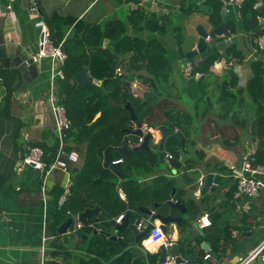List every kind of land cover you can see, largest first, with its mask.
Segmentation results:
<instances>
[{"label": "crops", "instance_id": "obj_1", "mask_svg": "<svg viewBox=\"0 0 264 264\" xmlns=\"http://www.w3.org/2000/svg\"><path fill=\"white\" fill-rule=\"evenodd\" d=\"M245 2L252 5L246 8L250 12L248 18L243 15ZM34 3L37 11H32ZM6 4L0 0V51L5 53L4 58L0 56V264H41L42 249H45V264H117L118 260L114 259L122 249L100 232L94 235L95 242L107 251L100 257L101 251L91 249V244L86 243L80 233L82 229H77L79 222L74 223L68 235L58 233L62 224V220L56 219L58 213H63L64 218L71 217L76 211L79 214L85 210L86 202L91 208L98 206L102 209L101 220L108 221V215L118 220L129 214L132 222L142 219L140 229L143 230L149 218L140 211L141 208L150 207L155 213L158 205L179 200L186 204L190 212L185 216L183 229L176 224L169 227V238L180 243L191 241L197 254L204 258L211 255V264H238L241 258L247 257L264 241V196L239 195L237 184L231 177V167L239 166L244 154L251 152L257 156L260 149L264 151V138L261 140L256 136V128L254 132L252 130L257 109L247 91L255 79L264 81V51L256 44V40L264 35V0H245L242 4L235 0H157L151 6H142L141 0H17L10 16ZM216 6L221 9L219 25L224 22L222 12L228 10L225 25L231 36L238 37L237 43L222 45L227 38H217L212 33L211 19ZM113 20L122 21L120 28L114 31L115 36L124 33L142 41L156 40L160 49L166 52L172 72L163 92L170 95L173 108L192 116L188 138L179 132L185 138L183 147L189 158L177 176L164 172L162 166L157 164L155 167L154 164L153 172H136L131 177L133 186H128L126 180L119 179L106 167V161L111 157L107 151L94 173L96 177L90 173L92 179L86 177L80 180L82 191L79 174L87 163L90 138L82 140L69 132L64 159L69 174L61 171L51 173L44 195V173L24 165L23 159L35 146L41 147L45 154L47 152L48 157L55 153L56 148L58 150L51 97L55 95L65 104L72 83L78 84L74 76L82 71L84 65L73 79L56 77L53 80L49 59L29 65L24 73L12 62L21 60L23 63L27 56L39 50L42 22L49 27L52 38L51 28L57 22L68 28V37L70 32H75L74 27L80 21L96 28ZM156 20L159 24L166 23L165 32H149V23ZM199 26L210 32L207 51L193 60L182 58V54L186 56L196 49L200 38L197 32ZM81 32L86 34L87 29H81ZM97 32H94L93 38H88V43L95 48L100 44ZM80 41L89 53L91 49L81 36ZM103 41L104 47L110 45L107 38ZM214 56L218 58L210 68L211 75L204 76L200 72L198 77L185 75L188 63L194 71V66ZM2 59L9 62V66ZM164 61L161 59L163 65ZM126 63L134 65L132 68L122 66L116 74H125L124 79L134 86L143 87L140 84L143 80L154 78V73L145 68L150 65L145 56L132 53L127 56ZM88 67L92 77L90 63ZM10 72L18 77L11 90L6 84V75ZM230 72H234L235 77ZM129 76L135 82L129 80ZM198 80H202L203 96L207 95L204 100H207L209 108L199 100L202 92L194 84ZM224 95L234 106L229 113L221 108L220 101ZM100 116L101 113H97L88 127L91 128ZM134 129L131 122L127 130ZM127 130L124 143L119 148L123 154H126V142L131 148L135 147V139L140 143V139ZM167 154H171L170 151L167 150ZM96 157L100 161L98 154ZM176 160H180V155ZM187 163H191V168L184 172ZM111 165L117 167L113 163ZM103 169L110 172L104 173ZM210 174L214 175L216 189L202 196L201 186ZM69 180L71 190L66 194ZM87 180H95L92 187ZM170 182L173 183L171 190L166 187ZM56 187L64 189L62 196H66V201L63 205L60 204L62 196L58 200L55 197ZM174 215L182 216L177 209ZM205 215L212 222L210 227H204L200 222ZM198 218L199 230L192 225ZM156 223L160 224L159 221ZM136 256L144 258L139 251ZM259 257L248 264H264ZM122 264L131 262L126 260Z\"/></svg>", "mask_w": 264, "mask_h": 264}, {"label": "trees", "instance_id": "obj_2", "mask_svg": "<svg viewBox=\"0 0 264 264\" xmlns=\"http://www.w3.org/2000/svg\"><path fill=\"white\" fill-rule=\"evenodd\" d=\"M248 6L252 5H249L248 2H245L242 7L243 15L247 18L250 13L246 11ZM220 10V6L214 7V12L211 19L214 29L220 23ZM251 17H253V20L255 21V17L253 15H251ZM151 22L152 23H149V32H165V28H167L166 23L159 24L158 20ZM121 24L122 21L116 22L113 20L102 27L95 28L93 26L88 27L84 22L80 21L74 27L76 34L74 35L75 32H70L68 37V28L64 27L62 23L57 22L55 26L51 28L52 42L54 46L58 47L60 44H62L61 48L67 55V60L63 66L65 77L73 79V76L82 69L83 60L88 59L92 77L95 81L101 82V85L93 83L86 84L84 86L72 83L71 88L67 92L66 100L64 101V105L67 110V116L71 123L68 133L70 132L74 136L78 135V137H80L82 140H86L87 137L90 138V148L88 152L87 163L79 174V184L82 191L83 189L81 187L80 180L86 177L92 179L90 173L95 176L97 167L100 166V163L102 164V159L104 158V154L107 151L111 154L109 160L110 164L113 163L116 165L118 170L126 176L127 179H125V183L128 186H133L132 178L136 172H153L157 166L158 157L153 151L138 150L128 157L119 149L123 145L124 139L126 137L125 130H127L131 124V114L125 108H119L111 105V101L116 104L123 105L130 101L129 92L126 89L117 86V84L125 83V74H116V70L122 66L125 68H127L128 65L129 68L133 67L134 64L129 63L127 65L126 63L127 56L130 54L135 53L136 56H145L146 59L149 60L150 65L145 66V68L146 70L154 73V78L150 80H143L140 84H142L144 88L151 89L156 94L154 96L148 97L146 100L135 98L132 101V107L134 108L137 117L143 122V124H147L150 127L165 125L168 127L170 132H175L173 136L169 137L166 143V148L168 151H170L173 158H179L177 150L183 146L182 138L180 137L179 132L181 131L184 136L188 138L189 127L192 124L191 114L185 112L181 113V111L173 108L171 106L173 102L170 101V95L167 94V92L165 94L163 92L164 85L169 83L170 74L172 72V69L168 64V60H166V52L163 49H160L159 43L156 40L142 41L137 38H130L124 35V33L122 35L115 36L114 31L117 30V28H120L119 26ZM81 29H87V32H85L86 34L81 32ZM95 31H99L96 34L99 36L100 41V44H97L96 48L94 45H90L88 43V38H93ZM80 36L82 40H85L86 45L91 49L89 53H87V51L83 48L82 41H80ZM105 38L110 40V45L107 47L103 46V40H105ZM182 58L186 59V56L182 54ZM217 58V56H214L210 60L200 62L198 65L194 66V75L199 72L204 76L211 75L212 73L210 68ZM161 59L165 60L164 65L162 64ZM127 73L128 71L126 70V75ZM230 73L231 76L233 75L235 77L234 72ZM16 78H18L16 73L10 72L6 75V80L8 81L6 84L10 90L12 89L11 85L14 84V80ZM129 80L135 82V79L131 76H129ZM201 81L202 80H198V82H194V84L202 92L199 100L204 101L205 107L209 108L207 100H204V98H207V95L203 96L205 91H203L204 86ZM226 89L227 86L225 91ZM247 91L250 93V99L257 109L256 121L252 130L254 132V129L256 128V132L254 133L257 137H260L261 140H263L264 81L260 78L255 79L251 82L247 88ZM164 95H166V97H163ZM227 98L228 96L224 95L220 102L221 108H223L226 113H229L234 109V106ZM97 113H101V116L94 123V125L89 128L88 124L93 121ZM91 133L94 135L92 136ZM134 143V146L138 145L139 140L135 139ZM263 146L264 142L262 143V147ZM57 151L58 150L56 148V154L53 152L50 157H48L49 154L46 152L44 161L47 163V165H51L55 161ZM97 154L100 157V161H97L99 159L96 157ZM256 155L258 163L264 165V151L262 152L260 149ZM117 161L120 162L115 164ZM190 164L191 163H187L184 172L190 170ZM103 172L105 173L110 171L108 169H103ZM87 182L89 187H92V183L95 182V180H87ZM172 184V182L166 184L167 189L171 190ZM55 192V197L58 200L63 195L64 189L56 187ZM166 197L167 196H164L163 198ZM160 200L163 201L161 197ZM78 212L79 211H76L74 214H77ZM63 218V213H58L56 216L57 220H62ZM90 222L91 224L89 226H84L81 228L82 231L80 233L84 236V240L85 237H90L85 242L91 244L93 247L91 249L101 251L99 252V257L100 254L106 255V249H103L101 246H99L100 243L95 242L96 237L93 235L95 229L94 227L99 226H97L95 219ZM55 230L56 229H54V231Z\"/></svg>", "mask_w": 264, "mask_h": 264}, {"label": "water", "instance_id": "obj_3", "mask_svg": "<svg viewBox=\"0 0 264 264\" xmlns=\"http://www.w3.org/2000/svg\"><path fill=\"white\" fill-rule=\"evenodd\" d=\"M222 13L224 22L217 26L212 33L217 38H227V41H224L222 45L237 43L238 37L231 36L229 29L225 25V21L227 20V17L225 16H229L228 10L225 9ZM197 32L200 38L196 49L186 54V57L189 60H193L196 56L205 53L208 49L206 39L210 36V32L203 26H199ZM0 56L4 58L5 53L0 51ZM2 62H4L6 66H9V62L4 61V59H2ZM12 64H15L20 72L24 73L28 70V66L24 63V60L23 63L19 60L17 63L13 61ZM88 64L89 62L87 60L83 61L84 67L81 72L74 76L75 81L80 86L93 83L97 85L101 84L90 76ZM117 86L122 87L129 92L130 101L125 105L116 104L111 101V105L119 108H125L130 112V121L134 124L135 129L127 130V132L136 138L142 139V142L133 148H131L128 142H126L124 152L129 157L138 150L153 151L158 157L157 164L162 166V170L166 173L177 176L189 157L186 155L184 147L181 146L177 150V153L180 155V160L177 161L175 158H167L166 143L169 137L173 136L175 132H170L168 127L165 125H159L154 127V133L145 134L143 131L144 124L137 117L135 110L132 107V101L135 98H142L143 100H146L148 97L154 96L155 92L148 91L144 87L134 86L130 81H126L123 84H117ZM179 135L182 138V144H184L185 138L181 133ZM106 167H109L119 179H126V176L122 174L117 167L112 166L108 160L106 161ZM215 189L214 175H207L205 177L204 184L201 186V195L205 196L209 191L214 192ZM85 206L86 208L83 212L73 214L71 217L62 219V224L58 228V233L60 235H68L75 222H79L82 226L86 227L90 225L91 218H95L96 224L99 227H95L93 235H97L100 232V234L105 236L111 243L122 249L120 254L115 256L114 260L119 261H116L117 264H122L126 260H130L131 264H138L141 262H143V264H168V262H173L174 264H210L209 261L205 260L204 256L196 253L194 245L191 241L180 243L177 241L173 242L169 238V227L172 224H176L179 229H183V224L186 220L185 216L190 212L186 204L179 200L176 202L167 201L165 204L158 205V211L155 213H153L150 207L141 208L140 211H142L144 215L149 218L148 225L143 230L140 229L142 219L138 218L135 222H132L130 220V215L126 214L122 217L120 222H118L117 219L113 218L111 215H108V221H104L100 218V214L102 212L100 207L97 206L91 208L88 202L85 203ZM175 209L179 210L182 216L176 217L174 215ZM156 221L161 223V229L165 235L166 241L155 246L152 250H149L144 247L143 243L148 238L151 230L155 227ZM198 221L199 218L192 223L193 227L197 230H199ZM88 239L89 237H85L86 241ZM138 251L143 253L144 258L136 256ZM80 253L82 252L80 251ZM259 258L262 260L261 257Z\"/></svg>", "mask_w": 264, "mask_h": 264}, {"label": "built area", "instance_id": "obj_4", "mask_svg": "<svg viewBox=\"0 0 264 264\" xmlns=\"http://www.w3.org/2000/svg\"><path fill=\"white\" fill-rule=\"evenodd\" d=\"M6 2L7 14L9 16L14 12L13 4L17 0H2ZM157 0H141L142 6H151L154 5ZM238 3H243L245 0H235ZM38 7L34 3L32 11H37ZM41 31V40L39 44V50L24 59V63L29 66L32 64H38L44 59H49L52 62V79L55 80L56 77L65 79L63 72V66L67 60L66 53L62 50L60 44L58 47L54 46L51 38V32L49 27L42 22L40 24ZM210 40V36L206 39ZM257 47L264 51V35L260 36L256 40ZM120 74V71H118ZM185 75L188 77L196 76L194 75L193 67L190 63L186 65ZM52 111L55 117V127H56V136L58 139V151L55 161L51 165H47L44 161L45 152L41 147L35 146L29 149L28 155L23 159L24 165H30L34 168L41 170L44 173V182L42 187V193L45 195L46 192V183L49 175L55 171H61L63 173L69 174V167L67 166L64 159L66 158V146H67V133L71 127L70 120L67 116V110L63 103H61L57 96L53 95L51 97ZM143 131L145 134L154 133V127L148 125L143 126ZM142 142V139H140ZM167 158L172 159L171 154H167ZM120 161L115 162V164ZM231 177L235 180L237 184L238 194H244L249 197H257L259 195L264 196V165L258 163V160L255 154L248 152L242 156L241 164L239 166L231 167ZM71 190V180L68 181L65 192L68 194ZM122 198L125 200V195H122ZM66 201V196H62L60 199V204L63 205ZM123 216H121L117 221L120 222ZM201 224L204 227H210L212 222L210 221L208 215H205L200 219ZM141 226V225H140ZM82 224H78L77 229H81ZM166 241L165 235L161 229V223L157 224L155 222V227L151 230L148 238L144 241V247L146 249L152 250L155 246ZM147 246V247H146ZM261 257L264 261V241L254 249L247 257L241 258L238 264H248L250 261ZM211 255H206L205 260L209 261ZM41 264H45L46 255L45 249H42ZM168 264H174L173 262H168ZM211 264V263H210Z\"/></svg>", "mask_w": 264, "mask_h": 264}, {"label": "rangeland", "instance_id": "obj_5", "mask_svg": "<svg viewBox=\"0 0 264 264\" xmlns=\"http://www.w3.org/2000/svg\"><path fill=\"white\" fill-rule=\"evenodd\" d=\"M168 92H172L170 89H168ZM67 154V153H66Z\"/></svg>", "mask_w": 264, "mask_h": 264}, {"label": "clouds", "instance_id": "obj_6", "mask_svg": "<svg viewBox=\"0 0 264 264\" xmlns=\"http://www.w3.org/2000/svg\"><path fill=\"white\" fill-rule=\"evenodd\" d=\"M81 224V223H80Z\"/></svg>", "mask_w": 264, "mask_h": 264}]
</instances>
